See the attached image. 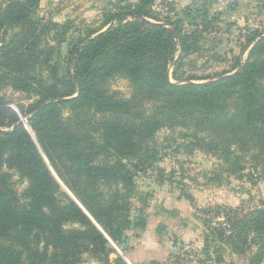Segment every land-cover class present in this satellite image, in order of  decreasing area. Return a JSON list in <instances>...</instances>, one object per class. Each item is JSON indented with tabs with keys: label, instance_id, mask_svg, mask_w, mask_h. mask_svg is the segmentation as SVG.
<instances>
[{
	"label": "trees",
	"instance_id": "obj_1",
	"mask_svg": "<svg viewBox=\"0 0 264 264\" xmlns=\"http://www.w3.org/2000/svg\"><path fill=\"white\" fill-rule=\"evenodd\" d=\"M156 1L108 12L99 29L69 39L63 61L52 58L55 47L42 36L60 32L58 46L70 23L33 22L39 0L0 3V90L35 97L24 111L34 140L0 97V264H82L85 255L124 264L109 260L110 245H120L132 224L137 176L155 170L163 180L155 166L156 133L163 128L180 130L183 143L175 150L213 156L229 174L249 162L264 174V33L245 36L230 71L180 79L174 71L198 51L215 14L206 2L185 7L181 15L194 29L183 32L177 12L173 20L162 17ZM15 30L18 38L8 41ZM115 78L128 83L129 98L111 90ZM13 174L26 182L21 192ZM225 224L228 237L224 227L211 234L227 238L237 253L257 245L249 261L264 264V208Z\"/></svg>",
	"mask_w": 264,
	"mask_h": 264
},
{
	"label": "rangeland",
	"instance_id": "obj_2",
	"mask_svg": "<svg viewBox=\"0 0 264 264\" xmlns=\"http://www.w3.org/2000/svg\"><path fill=\"white\" fill-rule=\"evenodd\" d=\"M227 1L230 0L224 4H228ZM235 2L234 14L224 15L222 10L226 7L210 4V13L215 14V20L197 42L198 51L184 57L183 65L174 71V76L212 79L228 72L245 44V36L253 31L264 33V0ZM127 3L129 0H39L32 20L59 26L70 23L67 33L62 32L63 41L58 46L56 42L60 37H54L60 32L53 29L42 36V41L48 39L49 45L55 47L52 58L63 61L69 39L99 29L108 12H119V7ZM187 6L201 7L198 3L190 5V2L157 0L154 8L163 14L162 17L168 13L172 20L177 12L183 20L182 30L186 32L194 29L191 20L181 15ZM17 32H9L8 41L16 40ZM69 34L73 37L68 38ZM179 56L180 53L177 58ZM239 59L245 60L246 53ZM169 70L172 82L176 83L173 67ZM45 74L43 70L41 75ZM110 88L123 98H129L131 93L128 83L121 78L113 79ZM0 97L17 113L19 124L34 140L25 124L24 111L35 97L9 86L1 87ZM179 132L178 129L163 128L156 133L161 159L155 166L163 170V180L155 170L137 176L138 194L130 213L132 224L125 231L120 245L111 243L113 253L109 260L120 259L124 264H251L249 255L256 251L257 245L253 244L245 254L233 252L227 238L221 240L218 232H211L224 227V235L228 237L231 232L226 228L227 219L264 208V174L260 165L255 170L256 163L249 162L241 173L229 174L225 164L213 156L197 151L190 153L183 148L175 150L183 143V139L178 138ZM48 167L63 193L73 200L52 168ZM13 181L18 192L26 187V182H21L16 174H13ZM82 264L102 263L88 260L85 255Z\"/></svg>",
	"mask_w": 264,
	"mask_h": 264
},
{
	"label": "crops",
	"instance_id": "obj_3",
	"mask_svg": "<svg viewBox=\"0 0 264 264\" xmlns=\"http://www.w3.org/2000/svg\"><path fill=\"white\" fill-rule=\"evenodd\" d=\"M137 0H129V3H135ZM170 1H176V2H189V1H186V0H170ZM235 1H239V0H230V1H227L226 3H228V4H224V2L223 3H221V5H219V7L220 8H225L226 7V9L223 11L222 10V14L224 15V14H234V10H236V2ZM190 3H192V1L190 2ZM229 3L230 4H232L233 6H234V10L233 11H230V10H228V5H229ZM209 4H212V5H214L215 3H213V2H209ZM136 256V255H135ZM135 256H133V258L134 259H138V258H136ZM131 257H132V255H131ZM132 259V258H131Z\"/></svg>",
	"mask_w": 264,
	"mask_h": 264
},
{
	"label": "built area",
	"instance_id": "obj_4",
	"mask_svg": "<svg viewBox=\"0 0 264 264\" xmlns=\"http://www.w3.org/2000/svg\"><path fill=\"white\" fill-rule=\"evenodd\" d=\"M186 1H189V2H196V3H199V2H206V3H208L209 4V2H213V3H218V4H221V3H223V2H225L226 0H186ZM25 124H27L28 123V121H29V117H26L25 118Z\"/></svg>",
	"mask_w": 264,
	"mask_h": 264
}]
</instances>
